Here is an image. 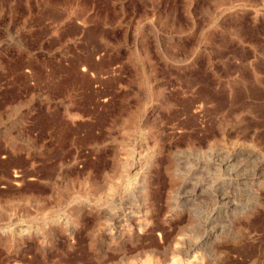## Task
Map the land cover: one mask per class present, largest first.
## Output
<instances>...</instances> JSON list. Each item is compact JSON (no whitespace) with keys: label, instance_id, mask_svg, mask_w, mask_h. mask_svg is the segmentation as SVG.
<instances>
[{"label":"rangeland","instance_id":"374dc122","mask_svg":"<svg viewBox=\"0 0 264 264\" xmlns=\"http://www.w3.org/2000/svg\"><path fill=\"white\" fill-rule=\"evenodd\" d=\"M263 193L264 0H0V264H264Z\"/></svg>","mask_w":264,"mask_h":264},{"label":"bare ground","instance_id":"6f19581e","mask_svg":"<svg viewBox=\"0 0 264 264\" xmlns=\"http://www.w3.org/2000/svg\"><path fill=\"white\" fill-rule=\"evenodd\" d=\"M199 103V102H198ZM216 109V108H215ZM215 114V113H214ZM237 131V130H236ZM218 136V135H217ZM230 138V137H229ZM235 139V138H234ZM245 149V148H244ZM241 150V149H240ZM230 158V157H229ZM220 162H222V160H219ZM233 161V160H232ZM213 162V161H212ZM216 163V162H215ZM208 164V163H207ZM216 165V164H215ZM219 165H220V163H219ZM129 172V171H128ZM15 177V179L16 178H18V176L17 175H15L14 176ZM169 177H171V176H169ZM216 177V176H215ZM19 178H21V177H19ZM176 179L178 178V176L177 177H175ZM174 178V179H175ZM215 179V178H214ZM216 180V179H215ZM177 186V185H176ZM174 187V186H173ZM264 194V193H263ZM260 195V194H259ZM151 212V211H150ZM186 212V214L187 215H189L190 213H189V211H185ZM250 214V213H249ZM186 216V215H185ZM190 217V216H189ZM148 218V217H147ZM186 218V217H185ZM245 218V217H244ZM149 220V223H148V225H149V232H154L155 230H156V227H155V224L153 223V221H152V217H150L149 216V218H148ZM237 219V218H236ZM238 220V219H237ZM187 221H189V220H187ZM235 221V220H234ZM245 223V222H244ZM158 225V224H157ZM240 225V224H239ZM238 226V225H237ZM146 227V226H145ZM160 227H161V225H160ZM147 228V227H146ZM145 228V229H146ZM164 228V227H163ZM147 230V229H146ZM162 230V229H161ZM164 230V229H163ZM148 231H146V232H148ZM157 231V230H156ZM163 233L165 232V230L164 231H162ZM166 234V233H165ZM134 235V234H133ZM128 236V235H127ZM167 236V235H166ZM137 237V236H136ZM129 238V237H128ZM163 238V237H162ZM171 238V237H170ZM164 239H165V237H164ZM166 241H168L167 240V238H166ZM125 242V241H124ZM164 242H165V240H164ZM127 243V242H126ZM166 243V242H165ZM167 243H169V242H167ZM130 244V243H129ZM170 244V243H169ZM172 246V245H171ZM165 247V246H164ZM169 250V249H168ZM158 251V250H157ZM146 252H148V250L146 251ZM166 252V251H165ZM162 253H163V251H162ZM155 254V253H154ZM157 254V253H156ZM241 254V253H240ZM127 255V254H126ZM158 255V254H157ZM227 255V254H226ZM140 256H142V255H140ZM249 259V258H248ZM264 259V258H263ZM246 260V259H245ZM177 261V260H176ZM164 262H165V260L163 259V260H158L155 264H164ZM173 264H176V263H173ZM218 264V263H217ZM222 264V263H221ZM254 264V263H253Z\"/></svg>","mask_w":264,"mask_h":264}]
</instances>
